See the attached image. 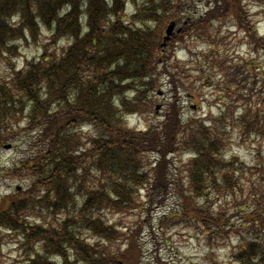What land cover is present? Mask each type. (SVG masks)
Here are the masks:
<instances>
[{
  "label": "trees",
  "instance_id": "1",
  "mask_svg": "<svg viewBox=\"0 0 264 264\" xmlns=\"http://www.w3.org/2000/svg\"><path fill=\"white\" fill-rule=\"evenodd\" d=\"M126 1L0 0V63L10 68L0 78V147L22 131L31 148L29 156L10 167L31 183L0 198V226L29 250L27 264H139L138 237L147 222L163 232L193 224L208 234L215 232V221H225L242 241L232 260L264 264V171L223 157L230 129L247 135L256 131L243 119L246 107L226 106L218 126L209 115L183 120L178 94L184 85L174 80L175 66L167 58L160 66L163 59L153 60L155 52L165 50L159 26L170 20H187L169 41L172 55L185 36L207 46L220 43L212 40V29L218 27L213 21L219 17L233 19L232 24L264 51V38L253 34L247 7L255 1L264 15V0H208L204 8L195 0H181L180 7L179 0H143L130 22L124 15ZM42 27L50 40L41 55L25 66L12 65L18 42L36 39ZM66 38L70 43L61 54L56 48L50 51ZM227 71L223 75L232 77L239 89L232 92L229 87L225 93L232 97L241 91L247 105L252 97L258 108L253 116L263 118L261 90L255 92L249 84L264 82V71L252 75L247 89L235 80L239 68L228 66ZM164 81L171 96L163 119L158 124L148 120L144 129L128 127V116L151 109L152 95ZM252 124L264 127V118ZM84 128L92 131L91 137L84 139ZM178 154L189 157L179 162ZM170 165L181 167L177 179ZM242 176L250 189L240 208L244 212L220 206L226 196L236 199ZM153 190L173 194L177 209L152 216ZM139 197L147 199L142 205H151L146 222L123 232L120 223L106 218L107 213L136 208ZM28 209L33 220L24 216ZM233 213L240 215L239 229Z\"/></svg>",
  "mask_w": 264,
  "mask_h": 264
},
{
  "label": "rangeland",
  "instance_id": "2",
  "mask_svg": "<svg viewBox=\"0 0 264 264\" xmlns=\"http://www.w3.org/2000/svg\"><path fill=\"white\" fill-rule=\"evenodd\" d=\"M196 3L205 7L208 0H195ZM211 1V0H209ZM143 0H127L125 3L124 15L127 19L126 22H130V18L137 12V9L141 5ZM210 3V2H209ZM179 7L181 6V0L178 2ZM187 7V3L183 5ZM247 7L250 14L254 20L256 31L259 35H264V15L261 10L256 5L255 1L247 2ZM200 11L197 8V12ZM233 19L226 17H219L217 20L213 21V25L218 26L212 29V40L221 41L220 43L214 42L211 47L206 46L205 43H200L197 40H190V36L183 37L184 39L180 41L174 51V55L170 53V42L165 45V50L162 54L155 52L153 60L156 61L163 59L162 63H165L166 58L174 65V71L176 76L174 80L183 83L184 87L182 92L179 94L180 106L183 111V120L187 116H200L204 117L208 114L210 121L219 125L222 120L218 119L220 117L221 110L220 107L226 102L234 101V105L243 106L244 102L242 100H236L235 96L226 97L225 91L230 87L235 90L236 87L234 82L230 80L229 77L223 75L227 68L225 65H230L233 68L240 67L241 72H244L245 81L240 85L241 89H247L248 82L254 80L251 78L250 73L262 72L264 68L263 52L255 51V47L258 46L256 43L254 46H250L247 41L250 39V35L244 34L235 29L231 25ZM165 24L159 26L161 41L164 34ZM253 34H256L253 31ZM264 37V36H263ZM50 40V33L46 27H42L41 33L36 39L30 38L27 41L18 42V55L11 62L17 68L25 66V63L33 58H37L42 53L43 46ZM70 43L69 39H62L59 44L55 46H50V51L53 48L57 49V54H61V49ZM263 41H261V45ZM199 53L197 57L196 54ZM172 55V56H171ZM202 57L207 59L203 60ZM177 60V63L175 60ZM211 59L214 61L216 68L213 69ZM219 63H221V70L219 68ZM8 64L0 63V78L5 77L7 71L9 70ZM183 71V73H180ZM180 73V77H178ZM165 81L163 86L159 87L158 92L152 95V107L142 114H132L127 117V125L130 128L144 129L149 121L153 124H158L163 119V114L167 108V102L170 100L171 93H168L169 86H165ZM195 85V86H194ZM206 85V86H205ZM253 84H250L252 86ZM198 87V91H196ZM255 90V89H254ZM261 97L259 99V106H264V82L260 84ZM177 105V103H176ZM245 119L248 127L256 128V131L249 130V135L245 132L243 134L235 129H230L228 133V144L224 154V159L231 158L233 156L237 157V160L245 163L246 165L258 168L264 171V127L254 126L253 121L257 119L264 118V107L260 110V115L263 117L253 116L252 111L258 109L256 106V101L252 97L249 99V104L246 106ZM149 120V121H148ZM21 121L18 120V123ZM23 124H16L17 127H22ZM16 127V129H17ZM86 134L84 139L91 137L92 131L83 130ZM19 134L14 136L15 139L10 138L7 140L6 144H11V147L2 146L0 147V198L4 195L15 194L17 189L25 190L28 188L31 182L26 179V175L22 171L12 172L10 170L14 163H19L21 159L29 156L31 154V148L26 142L27 137L22 136V131H18ZM189 155L178 154L177 160L179 162L187 160ZM152 161V157L149 156V160ZM170 171L174 175V179L178 178V174L181 171V167L178 165H170ZM10 170V171H9ZM255 170V169H253ZM251 172H249L248 179H251ZM241 183L243 184L242 190L238 187L235 190L236 199L231 196H226L222 198L219 205L222 207L231 208L233 207L236 211H241L244 208L243 199L247 195V188L249 194V183L247 186V178L242 176ZM154 200L156 204L154 210L152 211V216L162 213L173 211V206L176 203L173 200V194L163 195L158 193L157 190H153ZM144 192L141 191V195ZM156 194V196H155ZM147 201L146 198L139 197L137 201V207L131 209L129 212L122 213H107L106 218L112 221L114 224L120 223L122 225L123 232H129L130 229L135 228L139 222H146L148 217H146L147 209L151 208V205L143 204ZM212 202V201H211ZM146 208V209H145ZM244 211H241L243 213ZM30 211L24 213L25 218L28 220H33L30 218ZM42 212H39V214ZM232 221L235 223V229H239L240 215L239 213H233ZM41 218L36 219L39 223L42 221ZM60 217V216H57ZM154 223V221L152 222ZM148 222L144 225V231L141 234L140 246L142 248V257L140 256L139 263L141 261L143 264H237L232 260V253L242 246V241L240 236L229 229L225 221H215V232L213 236L215 240H211V248L213 252L207 253V248H203L202 245L207 242V234L202 230H197V228L192 225L191 230H186L185 228L175 230L168 234H162L161 231L151 228H146ZM0 264H27L29 250L18 243V238L16 234H11L10 231H6V227L0 226ZM233 227V228H234ZM8 230V229H7ZM244 231V230H243ZM207 245V244H206ZM121 249H124V245L120 244ZM200 248V249H199Z\"/></svg>",
  "mask_w": 264,
  "mask_h": 264
},
{
  "label": "water",
  "instance_id": "3",
  "mask_svg": "<svg viewBox=\"0 0 264 264\" xmlns=\"http://www.w3.org/2000/svg\"><path fill=\"white\" fill-rule=\"evenodd\" d=\"M173 27H174V23H171V24L167 27V31H166V32H167L168 35L171 33ZM165 38L167 39L168 37H165Z\"/></svg>",
  "mask_w": 264,
  "mask_h": 264
}]
</instances>
